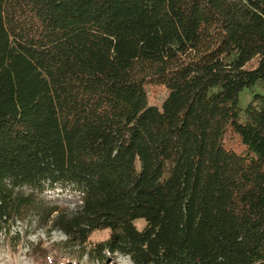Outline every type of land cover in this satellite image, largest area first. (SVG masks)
<instances>
[{
  "label": "trees",
  "instance_id": "1",
  "mask_svg": "<svg viewBox=\"0 0 264 264\" xmlns=\"http://www.w3.org/2000/svg\"><path fill=\"white\" fill-rule=\"evenodd\" d=\"M261 81L264 0H0V228L34 215L88 264H264Z\"/></svg>",
  "mask_w": 264,
  "mask_h": 264
},
{
  "label": "rangeland",
  "instance_id": "2",
  "mask_svg": "<svg viewBox=\"0 0 264 264\" xmlns=\"http://www.w3.org/2000/svg\"><path fill=\"white\" fill-rule=\"evenodd\" d=\"M257 62L254 57L247 62L246 66H253ZM252 90L264 89V81L253 85ZM167 94V89L162 85L148 86V102L160 106ZM251 91L245 87L239 93L241 106L251 100ZM229 141V136L224 137ZM40 197L48 204H57L65 210H72L79 201L78 194L68 187L55 185L41 192ZM138 226L144 223L143 218L135 220ZM109 228L95 230L91 234L92 239H101L111 235ZM12 234L13 237H10ZM66 235L60 229L49 228L48 225L39 223L34 215L24 220L16 219L10 225L9 231L5 227L0 228V264H88L83 257H77V246L60 247ZM117 264H133L126 254L116 252Z\"/></svg>",
  "mask_w": 264,
  "mask_h": 264
}]
</instances>
